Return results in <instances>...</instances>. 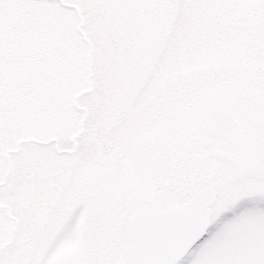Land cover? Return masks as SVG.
<instances>
[{
  "label": "flooded vegetation",
  "instance_id": "af4514ba",
  "mask_svg": "<svg viewBox=\"0 0 264 264\" xmlns=\"http://www.w3.org/2000/svg\"><path fill=\"white\" fill-rule=\"evenodd\" d=\"M216 6L202 4L201 12L208 16L209 8L220 16ZM260 6L256 23L264 21V0ZM165 10L152 19L167 21L164 32L154 25L137 32L133 46L118 48L123 78L115 86L106 78L101 111L82 108L76 96L72 100L74 114L80 113L77 126L67 132L57 126L56 138L41 143L52 146V164L15 160L16 149L0 158L4 264H17L14 256L24 249L31 264L52 239L56 264H124L129 220L188 201L240 157L264 150V101L251 96L216 94L192 110L180 101L175 120L180 127L173 130L171 6ZM254 11L250 6L247 16ZM148 77L150 89L141 94ZM174 148L181 168L173 190ZM20 168L27 187L13 192V173ZM219 198L209 206L210 223Z\"/></svg>",
  "mask_w": 264,
  "mask_h": 264
},
{
  "label": "rangeland",
  "instance_id": "374dc122",
  "mask_svg": "<svg viewBox=\"0 0 264 264\" xmlns=\"http://www.w3.org/2000/svg\"><path fill=\"white\" fill-rule=\"evenodd\" d=\"M261 1L171 5L173 130L180 127L175 124L180 101L189 110L205 106L207 97L216 94L264 101V21H255ZM202 4H220L215 7L220 16L209 8L208 16L203 15ZM250 6L252 17L246 12ZM161 8L128 0H0V158L16 149L11 155L15 160L52 164V146L41 143L56 138L57 126L65 132L77 126L80 113L70 107L75 96L82 108L88 104L89 111H101L106 78L111 86L123 78L118 48L133 46V36L154 25L164 32L167 21L152 20L155 14H166ZM149 80L141 94L150 89ZM200 94L204 102L198 100ZM177 152L174 148L173 190L181 168ZM2 166L4 170V162ZM25 180L21 168L16 170L13 192L23 191ZM219 196L209 242L253 214L250 205H241L235 216L220 219L239 197ZM200 257L201 250L192 249L185 262L199 264ZM31 264H56V240L43 244Z\"/></svg>",
  "mask_w": 264,
  "mask_h": 264
},
{
  "label": "snow or ice",
  "instance_id": "6c2138e0",
  "mask_svg": "<svg viewBox=\"0 0 264 264\" xmlns=\"http://www.w3.org/2000/svg\"><path fill=\"white\" fill-rule=\"evenodd\" d=\"M162 7L204 0H128ZM218 195L238 196L230 212L250 205L253 214L235 223L209 242L214 224L208 223L207 205ZM2 231V230H0ZM129 249L124 264H186L192 249H200L199 264H264V150L244 155L223 176L211 180L191 202L128 221ZM0 264H4L0 260Z\"/></svg>",
  "mask_w": 264,
  "mask_h": 264
},
{
  "label": "water",
  "instance_id": "95a60500",
  "mask_svg": "<svg viewBox=\"0 0 264 264\" xmlns=\"http://www.w3.org/2000/svg\"><path fill=\"white\" fill-rule=\"evenodd\" d=\"M192 198H190L188 201H186L184 203H181V204L166 205V206L163 207L162 210L167 209V208L182 207V206L187 205L188 203H190ZM213 200H214V198H213ZM213 200L210 201L209 204L207 205V210L208 211H207L206 220H207L208 223H210V208H209V206L213 202ZM153 212H156V211H153ZM29 258H30V252L29 251L27 252L26 249H24L23 251L18 252L14 256V260L16 261L17 264H27Z\"/></svg>",
  "mask_w": 264,
  "mask_h": 264
}]
</instances>
